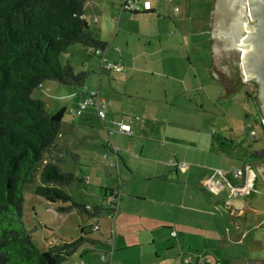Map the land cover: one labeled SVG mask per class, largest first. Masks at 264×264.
Returning a JSON list of instances; mask_svg holds the SVG:
<instances>
[{"label":"crops","instance_id":"0c3cea01","mask_svg":"<svg viewBox=\"0 0 264 264\" xmlns=\"http://www.w3.org/2000/svg\"><path fill=\"white\" fill-rule=\"evenodd\" d=\"M125 1L87 0L83 8L88 31L106 44L104 57L119 66L120 71H101L99 58L79 45L66 51H70L69 57L64 56L66 64L76 71L79 68L73 65L72 58L76 54L81 56V71L92 76L89 83L96 76L91 87L77 91L81 100L86 91L96 88L98 98L106 104L103 121L96 118L97 130L71 122L67 129H62L66 134L61 136L63 143H55L79 155L80 160L74 165L80 168V182L84 186L88 177L85 170H90L93 162L101 166L99 175L112 181L102 183L103 194L98 203L88 205L74 198L75 202L103 208L111 194L118 195L113 215L90 225H98V236L91 239L98 243L92 247L98 246L111 255L129 253L128 257L133 259L125 261L117 256L120 262L116 260L114 264H197L206 260L215 264L217 260L221 262L218 256L227 259L223 264H233L237 257L248 264L250 253L261 251L257 248L264 236V219L258 216L264 209L251 208V201L242 196H237L238 200L235 195L249 190L264 197V160L248 159L252 148L240 153L242 158L234 157L237 144L238 148L244 147L241 135L246 130L234 127L231 121L226 126L217 124L215 131L188 124L193 113H202L186 104L196 100L200 92H195L204 86L210 87L217 99H228V95L235 99L238 92L236 95H242V101L249 103L239 86L243 80L239 77V85L235 86L233 81L231 86L235 87L228 89L231 78L218 61L220 53L235 52L239 58L233 43L239 33H229L227 19L240 1L232 4V0H132L148 3V9L138 14L123 11ZM223 16L228 25L221 30L218 20ZM240 20L242 26L245 20ZM105 75H109L108 82L112 79L121 87L109 83L111 91H103ZM135 84L136 89L132 87ZM152 90L157 96L151 95ZM188 94L194 99L188 98ZM221 112L208 113L207 119L224 123L227 118L241 124L245 117L249 118L247 114L241 117L240 112L230 114V109ZM91 115L95 116L92 108L79 118L89 122ZM171 118L175 119L170 121ZM179 119L185 123L174 121ZM119 124L129 126L130 134L116 133ZM247 127L253 131L250 125ZM81 130H85L86 139L95 132L97 142H92V147L86 144L88 141L81 143L89 146L91 152L82 147V153L78 150L77 134ZM109 131L113 133L110 135ZM85 159L87 163H83ZM80 175L74 176L79 179ZM250 212L255 216L252 224L248 217H241ZM238 217L242 220L236 226ZM104 219L109 221L105 223ZM109 224L112 229H106ZM202 229L209 236L218 235L219 241L203 237ZM158 237L165 243L164 248L159 246L160 252L154 250ZM145 245L153 249L149 257L143 255ZM228 245L232 251L243 249L244 253L221 255L214 249H227Z\"/></svg>","mask_w":264,"mask_h":264},{"label":"trees","instance_id":"16d2710c","mask_svg":"<svg viewBox=\"0 0 264 264\" xmlns=\"http://www.w3.org/2000/svg\"><path fill=\"white\" fill-rule=\"evenodd\" d=\"M86 2L0 0V264H72L66 260L82 244L98 243L80 229L81 235L68 243L43 252L34 246L22 219V204L24 188L35 177V196L51 204L69 203L54 208L57 214L76 208L96 219L113 215L106 207L73 202L61 189L77 179L63 172L60 164L80 160L76 152L55 144L65 109L51 113L43 101L31 98L46 82L84 88L90 73L62 64L61 58L75 45L93 52L106 49L88 31L83 18ZM247 158L264 160V149L251 150Z\"/></svg>","mask_w":264,"mask_h":264},{"label":"rangeland","instance_id":"374dc122","mask_svg":"<svg viewBox=\"0 0 264 264\" xmlns=\"http://www.w3.org/2000/svg\"><path fill=\"white\" fill-rule=\"evenodd\" d=\"M234 2H235V0H232V4H234ZM240 7H242L241 4H239V7H235V12H240L239 11ZM229 18H233V17H231V15H229L228 19ZM219 19L220 20H218L219 21L218 23H219V28L221 30L225 29V27L228 25V23L231 22V19L228 20L226 16L220 17ZM226 19L228 20V23H227ZM223 45H224V43L222 41V45H220V46L222 47ZM69 52L62 55V58H61L62 64H66V62H65L66 57H64V56L69 57L70 56ZM218 61H219L220 65L225 66L228 77L231 78L230 79L231 81L228 82L227 88L231 89V87L234 88L235 86H238L239 84L237 82H239V76L237 74L240 72H239V62H238L236 53L235 52L225 53V54L220 53V57H219ZM72 63L77 69L79 68L78 71H81V66H82L81 56H78L76 54V56H74V58H72ZM226 67H228V68H226ZM234 73H236V74H234ZM113 74H116V73H113ZM113 74H110V75H113ZM232 74H234V76ZM105 77H106V83L104 85V88H102L103 91H105V92L111 91V87H110L109 83L112 85H116V86L118 84H121V83L116 82V81L112 82L111 78H110L111 79L110 82H108L107 80L109 79V75H105ZM91 78H92V76L88 77L84 87H91L96 82V76H94L93 81L89 83ZM233 81L235 83V86L234 85L231 86ZM154 84H155V82H154ZM239 86L245 92V97H246V99L249 100V103H247V102L244 103L242 101L243 96L242 95H240V96L236 95L238 92L235 93V99H232L231 95H228L229 96L228 99H226V98L217 99L216 98L217 95L214 97V91H211V88L207 87V86H204L201 91L195 92L196 94H198V92H200L199 97H197L196 100H192L190 103L186 102V104L189 105L188 107L194 108L197 112L202 113V114L197 113L198 115L193 113L194 116L190 118V122L187 121V123L190 125H193V126L199 127V128L202 127L205 131H206V129H208L207 127H209V130H207V131H212L210 129H213V131H215L216 129L214 127L217 124H218V126L219 125L221 126L223 124H224V126H226L227 123H229L231 121V124L234 127L237 128V126H238V127H241V130H244V129L246 130V132H244L241 135L242 138H244V140L242 141V144L244 145L243 149L238 148V144H237V147L234 148L235 153H232V154H234V157H236V158H242L239 155L243 151H246L247 148H252L253 151L264 149V129H263V126L261 125V117H260V115H258L257 109H254L253 104H251V100L254 96V88L251 85L245 84L244 81ZM118 87H121V86L118 85ZM132 87H134V88L137 87V84L133 85ZM81 89L82 88H73V87L63 86V85H60V84H57L54 82H46V83H44L43 88H39V89L36 88V89H34V91L31 94L32 99H39V100L43 101L45 104L46 110L51 112V113H54L61 108L65 109V114L63 115V118L61 121L62 124H61L60 135L55 140V143H57L58 145L59 144L61 145V143H63V139L61 138V136L65 137V135H66L63 133L64 132L63 130L67 129L68 124H70L71 122H73V124L80 122L81 125L83 124L84 127H88L89 125H91V126H93V128L95 130H97V127L99 126L96 122V120L98 119L96 114H95L96 117L93 115L90 116L89 122L88 121H85V122L82 121L83 119H80L79 118L80 116H76L74 114V110L77 108L80 101H82L81 100L82 97L80 95H77V93H78L77 91L81 90ZM95 89L96 88H94L93 90H95ZM145 91L148 92L149 90L146 89ZM145 91H142L141 93H145ZM72 93H74V94L71 95ZM157 94L158 93H156L154 90L151 91L152 96H157ZM190 96H191V94H188V98H190ZM180 98H181V96H180ZM190 99H194V98L191 97ZM87 109H91V108H87ZM228 109H230V111H231L230 114H234L235 112H237L236 113V115H237L240 112L241 117H243V115L247 114V116L249 118L246 119V117L245 118L243 117L244 118L243 123H241V124L238 122H235L231 119H227V118L224 119V121H223L224 123H222L221 122L222 120H219V119H217V120L213 119V121H209L207 119L208 113L210 114L212 112L217 111L220 114V113H222L221 111H227ZM159 112H161V111H159ZM236 115H234V116L232 115V116L235 117ZM83 116H84V114H83ZM212 118H214V117H212ZM158 119H164V118L161 116V117H158ZM173 119H175V118H171L169 120L173 121ZM174 121H178L179 123H185V122L180 121V119L174 120ZM248 125H250L253 132H255L256 140L252 139V137L249 136L250 128L247 127ZM81 131H82L81 132L82 134L81 133L77 134L78 140L76 143H80L78 150L81 147L83 148V151L88 150V149H90L89 146L92 147L91 146V144H93L92 142H97V141H95V140H97L95 132L94 133L92 132V134H91L93 137L90 136L89 138L86 139V136L84 134L85 130H81ZM219 137H221V136H219ZM83 141H88L86 144H88L89 146L82 145L81 143H84ZM98 146H100V144H98ZM88 152H91V150H88ZM87 162H88V160L85 159L83 163H87ZM83 165H88V164H83ZM90 167H91L90 170H85L87 172L88 177L86 178L87 180H85V182L87 183V186H84L80 182L82 175H80L81 172H80L79 167L75 166L73 163H70L69 161H66L65 163L60 164V168L63 172H69V173L74 174L76 176L80 175V178L77 179V181H75L74 183H72L71 185H69L67 187L61 188L63 191H65L72 198L73 202L76 201V200H74V198H75L78 201H80L81 203H86L88 205H91L92 203H98V200H100V197L103 194L101 185H102V183L104 185V181H108V178H106V176L104 177V176L99 175L98 167H101L100 165L93 162V164H91ZM261 168L263 169V172H264V163H262ZM82 179H84V178H82ZM109 182H112V181H108V183ZM37 184H38V179H37V177H35L33 180V183L30 185H27L24 188L23 204H22V214H23L22 219H23L24 225L27 228V230L31 231L32 242H33L34 246L39 251L43 252L50 246L59 245V244L64 243V242L68 243L70 241L77 239L81 235L80 229H83L86 232H88V231L90 232L88 235L85 236L88 239H96L97 238L98 233L90 231V225H92V223L97 221V219L95 217H92V218L88 217L85 213L80 212L76 208H73L70 212H68L66 214H57L56 212H54V208L59 207V206H68L69 203L63 204L61 202H56L55 204H51V203L45 201L44 199L35 196L33 194V188ZM235 196H236L235 198H237L238 200H240L239 199L240 197H237V196H242L244 199H246V201L247 200L251 201V203H252V206L250 205L251 208L255 207V208H259V209L260 208L264 209V197L257 192L254 193V192H251L248 190L246 192H241ZM241 200H243V199H241ZM250 214H252V215H250ZM103 217H105V216H103ZM205 217L206 216L203 215V218H205ZM241 217H243V218L248 217L250 219L251 224H252L254 222L255 216H254V212H250V213H243L241 215ZM241 217H238L235 219V221L237 222L236 226L241 224V220H242ZM258 217H260L259 219H261V220L264 219V213L262 212V214H260ZM104 220H105L104 222L106 223V221L108 219H104ZM88 223H90V224H88ZM105 226L106 225H104V227ZM110 226H111V224H109V226L106 229H112L113 228V226L112 227H110ZM101 229H102V227H101ZM200 232H201L203 237H211L214 239L218 238V235L215 237L209 236L207 234V230H205V229H202V231H200ZM161 236H162V239H164V237H165L164 231L162 232ZM260 238H261V239H259L260 242L258 243L260 248H257V249H261V251L250 253V256H249L250 258L264 259V251L262 250L264 248V236H261ZM218 241H219V238H218ZM156 242H157V244H156V246H154V250L160 252L161 248H159V246L164 248L165 243H163V240H161L159 237H158V240ZM92 246L93 245H89L87 243L82 244L75 253H73L72 255H70L67 258L66 261L68 263H73V264H75V263L80 264L81 262L84 264H107V263L108 264H114V262L116 260L120 262V260H118V257L122 260H125V261L133 260L132 258L128 257L129 253H123V255H120V253H118V255H117V253H114V255H110V254L108 255V253H104L103 251H100L101 249H99L98 246H95V245H94V247H92ZM230 247H231V245H228L227 249H221L219 246H216L214 249L218 252V254L221 253V255H222V253L229 254L230 252H232L233 255H242L244 253L243 249L240 251H239V249H235L232 251L231 249H229ZM90 249H95V250L93 252H91ZM142 252H143L144 256L149 257V256H151L153 249L149 248L147 245H145L142 248ZM237 258H234L235 262L233 264H246V263H244L243 260L240 259V257L238 259ZM217 259H219L221 261L220 262L221 264H223L227 260L226 258L220 257V256H218Z\"/></svg>","mask_w":264,"mask_h":264},{"label":"water","instance_id":"95a60500","mask_svg":"<svg viewBox=\"0 0 264 264\" xmlns=\"http://www.w3.org/2000/svg\"><path fill=\"white\" fill-rule=\"evenodd\" d=\"M239 1L242 7L233 16L228 30L230 33L231 25L237 24L239 36L233 39V43L239 54V77L247 85H251L250 81L257 85L261 125L264 129V0ZM241 13L246 21L242 26ZM248 264H264V259L249 257Z\"/></svg>","mask_w":264,"mask_h":264},{"label":"built area","instance_id":"2783aa9c","mask_svg":"<svg viewBox=\"0 0 264 264\" xmlns=\"http://www.w3.org/2000/svg\"><path fill=\"white\" fill-rule=\"evenodd\" d=\"M148 3L144 2L142 4H138V3H134L132 0H126L123 4V11L128 12V13H140L143 12L144 10L148 9ZM176 11V9H175ZM94 55L98 56L99 58V64H100V70L101 71H105V72H116V71H120L121 68L113 63H110L109 61H107V59L104 57L103 52L96 50L93 52ZM87 108H92L95 111V114L97 116V118L100 121H103L104 116H105V112H106V104L103 100H100L98 98V91L97 90H88L85 92L84 94V98L83 100L79 103V105L77 106V108L74 110V114L76 116H81L82 113H84L86 111ZM138 118H135V120H137ZM116 133L119 134H130V129L129 126L127 125H123V124H119L118 128L115 130ZM111 133H113V131H109L108 134L111 135ZM249 136L252 137V139H256V135L255 132L250 131L249 132ZM113 150L115 151V148H113ZM232 190L234 191V188H232ZM117 196L115 194H111L110 197H108L107 199V203H106V208L109 210H112L114 212V210L116 209L117 206ZM98 230V225L95 224L91 227V231L92 232H96ZM172 235H174V233H172ZM108 255L111 253L107 252ZM189 258L186 257V262L188 261ZM211 261L210 260H206V261H199L197 264H210ZM215 264H220V262L217 260L215 262Z\"/></svg>","mask_w":264,"mask_h":264},{"label":"flooded vegetation","instance_id":"af4514ba","mask_svg":"<svg viewBox=\"0 0 264 264\" xmlns=\"http://www.w3.org/2000/svg\"><path fill=\"white\" fill-rule=\"evenodd\" d=\"M244 1V0H243ZM235 7H239V3L238 4H236V6ZM235 11H231L230 12V15H231V17H233L234 15H235ZM232 20L233 18H229L228 20ZM240 19H244L245 20V18H244V16L243 15H241V18ZM246 22V21H245ZM239 72H240V70H239ZM234 74H236V73H234ZM234 74H232L233 76H234ZM250 84L253 86V88H254V90H255V95L253 96L255 99L253 100V98H252V100H251V104H253V106H254V109H257V107H258V109H259V104H260V102H259V99H258V88H257V85L254 83V82H252V81H250ZM250 215H252V214H250Z\"/></svg>","mask_w":264,"mask_h":264},{"label":"bare ground","instance_id":"6f19581e","mask_svg":"<svg viewBox=\"0 0 264 264\" xmlns=\"http://www.w3.org/2000/svg\"><path fill=\"white\" fill-rule=\"evenodd\" d=\"M235 1H236V0H235ZM234 3H235V2H234ZM237 29H238L237 24H236V23H233V24L231 25L230 34H233L234 32H236ZM230 34H229V35H230Z\"/></svg>","mask_w":264,"mask_h":264}]
</instances>
